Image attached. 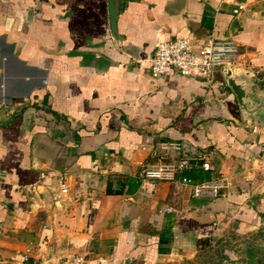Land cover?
<instances>
[{
	"label": "crops",
	"instance_id": "crops-1",
	"mask_svg": "<svg viewBox=\"0 0 264 264\" xmlns=\"http://www.w3.org/2000/svg\"><path fill=\"white\" fill-rule=\"evenodd\" d=\"M126 2L118 44L108 0H0V264H178L264 224V122L240 116L220 71L149 61L161 40L232 37L234 64L264 78V0ZM162 141L180 145L168 159L207 152L214 170L185 173L224 186L141 181Z\"/></svg>",
	"mask_w": 264,
	"mask_h": 264
},
{
	"label": "built area",
	"instance_id": "built-area-1",
	"mask_svg": "<svg viewBox=\"0 0 264 264\" xmlns=\"http://www.w3.org/2000/svg\"><path fill=\"white\" fill-rule=\"evenodd\" d=\"M242 8L238 4L233 9L237 12ZM239 43L232 37L210 36L197 41L190 37H176L158 41L149 59L154 75L175 71L184 75L201 77L208 82L214 78V73L225 65H235L240 49ZM177 143L162 141L151 150L154 160L144 163L137 176L141 181H148L152 187L160 182H178L192 185L194 194L216 193L225 184L226 177L220 173L212 178L196 182L185 171L197 164L206 170H214V165L205 151H199L191 156L168 159L171 149H179ZM45 176L41 172V177ZM0 173V186L2 183ZM28 260V256H24ZM80 257L63 258L51 264H82Z\"/></svg>",
	"mask_w": 264,
	"mask_h": 264
},
{
	"label": "rangeland",
	"instance_id": "rangeland-1",
	"mask_svg": "<svg viewBox=\"0 0 264 264\" xmlns=\"http://www.w3.org/2000/svg\"><path fill=\"white\" fill-rule=\"evenodd\" d=\"M178 264H264V224L246 231L224 229Z\"/></svg>",
	"mask_w": 264,
	"mask_h": 264
},
{
	"label": "water",
	"instance_id": "water-1",
	"mask_svg": "<svg viewBox=\"0 0 264 264\" xmlns=\"http://www.w3.org/2000/svg\"><path fill=\"white\" fill-rule=\"evenodd\" d=\"M130 0H108V13L111 34L114 41L120 44L118 20L120 14ZM237 19L232 21L231 30L236 26ZM220 74L224 82L234 93L240 116L245 120L258 118L264 122V78L255 79L253 73L239 65H225Z\"/></svg>",
	"mask_w": 264,
	"mask_h": 264
}]
</instances>
